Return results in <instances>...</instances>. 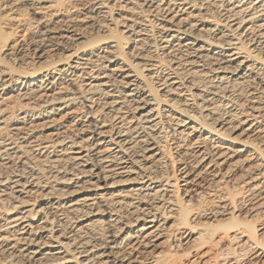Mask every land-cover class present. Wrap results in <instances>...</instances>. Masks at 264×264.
I'll list each match as a JSON object with an SVG mask.
<instances>
[{"label":"bare ground","instance_id":"6f19581e","mask_svg":"<svg viewBox=\"0 0 264 264\" xmlns=\"http://www.w3.org/2000/svg\"><path fill=\"white\" fill-rule=\"evenodd\" d=\"M69 1L86 8L85 29L62 15ZM50 2L42 35L4 44L48 60L59 40L63 54L30 71L0 67L2 264H142V254L176 264L152 252L166 237L213 242L195 264H236L235 245L264 264V228L256 237L238 221L264 210L246 207L264 198V87L246 93L253 76L264 84V0L0 8L40 14Z\"/></svg>","mask_w":264,"mask_h":264},{"label":"rangeland","instance_id":"374dc122","mask_svg":"<svg viewBox=\"0 0 264 264\" xmlns=\"http://www.w3.org/2000/svg\"><path fill=\"white\" fill-rule=\"evenodd\" d=\"M4 0H0V4ZM46 1L48 0H40L41 4L43 5ZM54 1V0H52ZM68 1V0H67ZM40 4V5H41ZM55 2H50L48 4V9L44 13H36L35 11L39 10L37 8H32L30 6L22 5L19 8H14L12 11H5V9L0 8V67H12L16 69H25V70H31L35 69L38 66H44L45 64H48L49 62L52 61V59H56V57H59L63 54V50L60 49V46H58L56 43L59 42V40L53 42L49 40L50 46L48 47L46 53L49 55V59L42 60L38 58L35 54H33V47L31 45L26 46L25 48L26 52V58H23L22 56L12 53L8 54L9 52L5 50L4 44L8 43L9 41H13L17 38H22V37H29L30 33L33 31H39L42 35V30L44 29V24L45 21L47 20H53L52 17L55 16L53 14V11L55 8L52 6L55 5ZM65 8L69 10L68 13L64 12L62 15L70 14L75 16V21L74 23L77 24V26L80 29H85L87 26V19L82 18L83 13L86 11L85 9L82 8H74L73 3L69 1V3H66ZM61 15V14H60ZM61 15V16H62ZM80 15V18H79ZM8 16H12L15 18H8ZM98 20V19H97ZM66 22H61L58 25L55 26V30H62ZM94 35L92 36H101L102 34L100 33H93ZM43 38H45L48 41L47 36L43 35ZM24 50V51H25ZM262 58L264 59V53H262ZM264 87V84L260 82L258 78H250L246 81V93H251L252 91L255 90H261ZM252 100L250 99V102H246V106L248 103H251ZM169 139V137H168ZM211 178L210 176H206ZM206 182V179H201L197 181L194 184H198L195 187H202L204 185L203 182ZM200 182V183H198ZM264 198L263 196H257V197H252L246 204L247 208L254 207L258 208V202H263ZM201 204H205L206 207L214 205L213 203H208L207 201H203ZM194 205V204H190ZM204 207V205H202ZM239 222L242 224L246 223V226L249 228H255L256 230V237H258V232L261 227L264 228V210H260L259 214L254 216V217H248V216H241L238 219ZM215 228V225L210 227V231H213ZM223 231V230H219ZM247 232V231H246ZM250 232V231H249ZM261 232V230H260ZM220 234V233H219ZM247 234H249L247 232ZM262 238V235H260ZM217 237V235H216ZM167 237L162 239V242H157V246L153 247L152 252H161L160 258L164 260H171L173 263L176 264H195L197 262V259L200 257L204 256L203 254L208 251L210 247L213 246V242L208 241L207 239L200 238L199 240L196 241H190V242H185V240H181L180 246L175 247V246H167L164 245L163 242L166 241ZM262 244L264 245V239H261ZM230 254L232 258L235 259L236 264H246L250 262V255L248 253V250L246 247H240L239 245H235L232 247L230 250ZM142 258H146V261L144 260L142 264H148L149 262V256L147 254L141 255ZM3 259H0V264H2ZM4 264V263H3ZM210 264V263H208Z\"/></svg>","mask_w":264,"mask_h":264}]
</instances>
